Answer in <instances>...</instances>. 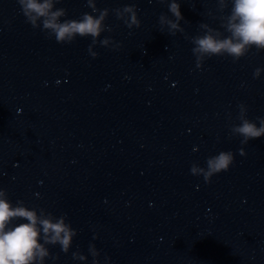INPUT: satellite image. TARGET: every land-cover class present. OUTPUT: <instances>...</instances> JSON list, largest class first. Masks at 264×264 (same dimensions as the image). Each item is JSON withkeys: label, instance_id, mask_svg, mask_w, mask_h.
I'll return each instance as SVG.
<instances>
[{"label": "clouds", "instance_id": "clouds-1", "mask_svg": "<svg viewBox=\"0 0 264 264\" xmlns=\"http://www.w3.org/2000/svg\"><path fill=\"white\" fill-rule=\"evenodd\" d=\"M20 10L33 29H40L48 38H54L59 44H71L79 36L91 37L88 46L89 54L95 58L98 53L93 48L99 44L102 47H112L118 50L121 45L104 37V32H111L112 28L105 23L110 12L117 20L129 28H139L141 21L135 4H128L122 8L98 9L97 0H86V5L91 13H83L78 19H67V10L56 7L62 0H16ZM168 3L171 18L161 14L158 18L160 31L167 28L168 34L175 36L177 32L184 33L181 25L184 17L180 11L182 0H158ZM217 11L220 16L219 28H213L207 23L199 24L201 34L187 37L194 45L192 53L196 59V67L201 68L205 59L213 56L231 57L233 62H238L247 56L254 48L256 52L264 50V0H216ZM231 9L224 15L226 9ZM211 15V13H209ZM63 18V19H62ZM186 22V21H185ZM262 68H255L253 78H259ZM236 119L239 124L233 123L230 135L241 137V145H246L250 140L264 137V118L258 117L257 122L247 118L248 109L241 103ZM239 154L245 156L243 147ZM234 162L231 151H220L206 160V167L193 163L190 172L195 176H203L205 183H211V178L221 172L229 170ZM26 221L14 223V221ZM77 230L67 221L66 214L59 217L44 208H29L23 200H17L15 205L10 201L6 189L0 187V264H45L47 259L53 261L59 258L50 252L49 245H59L63 253H69L73 238ZM96 237L94 236L93 239ZM88 253L92 257V264H100V252L94 244H89ZM74 260L85 261L87 256L79 250L72 252ZM108 257H105L107 264Z\"/></svg>", "mask_w": 264, "mask_h": 264}]
</instances>
